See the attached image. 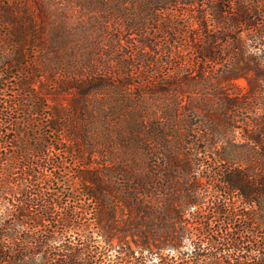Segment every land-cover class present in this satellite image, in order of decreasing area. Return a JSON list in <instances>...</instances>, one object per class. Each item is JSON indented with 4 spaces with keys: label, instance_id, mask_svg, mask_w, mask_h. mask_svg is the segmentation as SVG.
Listing matches in <instances>:
<instances>
[{
    "label": "trees",
    "instance_id": "trees-1",
    "mask_svg": "<svg viewBox=\"0 0 264 264\" xmlns=\"http://www.w3.org/2000/svg\"><path fill=\"white\" fill-rule=\"evenodd\" d=\"M148 2L154 4L142 15L123 12L122 21L130 30L150 25L154 33L141 31L140 48L158 53L161 66L170 67L158 75V124L146 122L150 140L140 138V122L127 120L119 131L123 147L134 143L140 151L131 160L122 157L102 170L83 159L76 171L81 187L66 179L63 190L50 191L46 185L59 182L56 170L63 165L50 152L59 148L46 141L45 133L22 136L19 121L0 99V264H264V234L250 232L255 222L235 206L240 201L261 210L264 196V179L241 163L235 136L244 99L258 96L254 107L264 111V0ZM51 4L60 8L59 0ZM17 12L0 11V24L8 25L5 42L12 48L5 51L0 42V71L20 64L25 46L44 33L34 19L18 22ZM58 35L54 26L52 48ZM78 76L69 84L77 96L113 86L134 88L130 76H122L119 84L113 76ZM8 78L0 74V85ZM239 78L247 81L244 92ZM34 83L21 81L28 91ZM230 85L233 95L226 92ZM192 87L201 89L194 91L191 114L205 129L203 139L209 140L207 146L224 143L216 158L220 169L205 166L196 141L181 137L186 123L179 126L178 112L191 102ZM78 103L72 99L73 111ZM41 108L35 102L20 108L22 120L30 124L26 117ZM63 113L53 111L56 120L49 127L54 131L62 129L57 119ZM242 123V144L264 161V117ZM153 157L158 158L154 163ZM145 165L152 170L147 188ZM82 197L94 205L91 217L78 206ZM244 219L251 222L244 225Z\"/></svg>",
    "mask_w": 264,
    "mask_h": 264
},
{
    "label": "rangeland",
    "instance_id": "rangeland-1",
    "mask_svg": "<svg viewBox=\"0 0 264 264\" xmlns=\"http://www.w3.org/2000/svg\"><path fill=\"white\" fill-rule=\"evenodd\" d=\"M52 1L55 0H0V11L12 7L18 11L16 13L18 22L26 23L29 19H34L36 25L44 27L41 38H36L35 44L25 46L27 54L20 64L0 71L4 77H9L0 85V99L5 100L8 111L12 113V120L19 121L22 136L45 133L46 141L55 143L56 148H59L56 152L55 150L50 152L63 163L60 169L56 170L59 182L46 185L50 191L63 190L66 187L63 182L66 179L73 181L72 186L81 187L76 171L84 165L83 159L92 161L93 165H98L104 170L107 165L118 162L122 157L131 160L135 153L140 152L134 143L123 147V137L119 131L127 127V120L140 122L138 133L140 138L150 140L151 137L148 136L150 133H146L147 124L149 122L158 124V75H162L170 67L161 66L163 63L159 61L158 53H152L150 48V52L140 48L138 42L141 31L143 30L142 34L154 33L150 25L148 28L130 30L125 26V20L122 21L123 12L142 15L154 2L146 4L147 0H59L60 8L57 9L58 7L51 4ZM179 8L182 9L183 6ZM191 8L192 6L189 9ZM54 26L58 28L60 39L52 48L51 30ZM7 31L8 25L0 24V38L2 37L0 42L5 51L12 49L10 44L5 42L8 39ZM155 33L158 35V31ZM42 44L43 47L40 46ZM151 57H154L153 60ZM77 74L81 78H88L90 75L113 76L116 84L120 83L122 76H130L134 88L113 86L93 96L90 94L77 96L74 90L69 89V84L76 83L73 78ZM28 79L35 81L28 86L29 91L21 84L22 80ZM237 83L244 92L246 79L239 78ZM229 87V90H226L227 88L225 90L229 95L230 93L233 95L232 91L236 89L233 85ZM195 90L198 93L201 91L198 88ZM195 90L193 87L189 88L192 92L189 95L194 96H191L189 98L191 102L181 107L178 112L179 126L186 123L182 128L181 137L184 141H196L199 150L202 151L200 153L207 161L205 166L220 169L223 164L218 163L216 158L218 159V153L222 151L224 143L218 142L215 146L213 144L207 146L209 140L203 139L205 129L200 126L198 118L191 114ZM260 94L264 96V89ZM257 97L250 96L244 99V107L240 108L237 123L241 130L238 129L235 136L241 144L236 150L241 155L239 157L241 163H249L254 174L264 179L263 157L259 156V152L242 144L244 142L242 133L245 129L242 121H250L258 114L262 119L264 117L263 109L254 107ZM74 98H78L79 101L76 111L72 110L70 104ZM33 102L40 103L42 108L39 113L26 117L31 120L28 124L27 120H22L24 112L20 108L27 107ZM52 104L55 106L54 109L51 108ZM67 105H70L69 108ZM57 108L64 111L57 119L58 123L62 124V129L54 131L49 125L56 120L52 115ZM13 109L16 112H13ZM198 112L202 113L199 110ZM32 126L35 130L31 128ZM185 128L189 129L188 133L184 134ZM70 138L74 141L69 142ZM65 148H69L70 151L62 152L61 150ZM154 160L158 158L153 157L151 162L154 163ZM144 171L148 172L143 186L147 188L150 184L149 173L152 170L145 165ZM71 189L72 187L67 190L68 193ZM259 201L262 208L258 211L240 201H237L235 206L241 214L249 213V219L255 222L250 232L253 230L255 234L258 232L264 234V196ZM79 202L78 206L83 207L91 217L93 203L83 197ZM249 219H244V225L251 222ZM247 234L250 239H254L252 234Z\"/></svg>",
    "mask_w": 264,
    "mask_h": 264
}]
</instances>
